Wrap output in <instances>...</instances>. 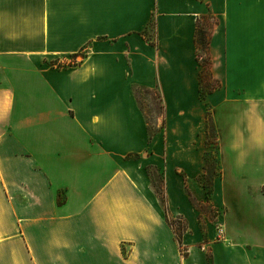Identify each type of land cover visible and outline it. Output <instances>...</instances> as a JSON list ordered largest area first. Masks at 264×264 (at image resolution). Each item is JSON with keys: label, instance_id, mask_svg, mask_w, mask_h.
Wrapping results in <instances>:
<instances>
[{"label": "crops", "instance_id": "obj_1", "mask_svg": "<svg viewBox=\"0 0 264 264\" xmlns=\"http://www.w3.org/2000/svg\"><path fill=\"white\" fill-rule=\"evenodd\" d=\"M0 264H264V0H0Z\"/></svg>", "mask_w": 264, "mask_h": 264}, {"label": "rangeland", "instance_id": "obj_2", "mask_svg": "<svg viewBox=\"0 0 264 264\" xmlns=\"http://www.w3.org/2000/svg\"><path fill=\"white\" fill-rule=\"evenodd\" d=\"M211 21L208 20L202 24V31L205 32V34L209 31V28L211 26ZM198 58L202 66L204 67L206 65L205 61L207 59V56L204 51L201 49L198 50ZM206 71V70H205ZM204 71V72H205ZM140 94V100L143 108L145 109L146 113L149 117V122L151 123V128L153 130L158 129V126L161 125L163 119L160 116L161 112V106L158 102H151V97L148 95L147 92H139ZM207 143L210 146L209 153L207 155V171L204 173V179L203 184L207 187H210L212 184V180H214V177H216L219 173V167L217 164V157H216V150L214 148V144L216 143V136L214 133V129L211 127L209 132V137L207 140ZM163 169H152L151 171V177L153 180H155V185L158 187V191L161 192L162 190V182H163ZM176 227L179 229L181 228L180 225H176Z\"/></svg>", "mask_w": 264, "mask_h": 264}, {"label": "trees", "instance_id": "obj_3", "mask_svg": "<svg viewBox=\"0 0 264 264\" xmlns=\"http://www.w3.org/2000/svg\"><path fill=\"white\" fill-rule=\"evenodd\" d=\"M202 26H200V23L198 24V30L196 35V45L198 49H202V51H205V53H208V47H209V31L205 34V32L202 31ZM205 69L209 66V61H205ZM205 95H203V98L205 99ZM212 127L211 122L209 123V128Z\"/></svg>", "mask_w": 264, "mask_h": 264}, {"label": "built area", "instance_id": "obj_4", "mask_svg": "<svg viewBox=\"0 0 264 264\" xmlns=\"http://www.w3.org/2000/svg\"><path fill=\"white\" fill-rule=\"evenodd\" d=\"M217 230H218V236L222 238L224 236V230L222 226H218Z\"/></svg>", "mask_w": 264, "mask_h": 264}]
</instances>
